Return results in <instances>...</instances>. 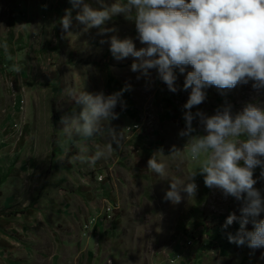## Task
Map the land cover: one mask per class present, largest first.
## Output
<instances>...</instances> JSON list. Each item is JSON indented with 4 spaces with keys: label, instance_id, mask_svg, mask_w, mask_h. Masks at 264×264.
Segmentation results:
<instances>
[{
    "label": "rangeland",
    "instance_id": "rangeland-1",
    "mask_svg": "<svg viewBox=\"0 0 264 264\" xmlns=\"http://www.w3.org/2000/svg\"><path fill=\"white\" fill-rule=\"evenodd\" d=\"M68 7L67 0H0V234L7 232L17 238L23 254L34 249L35 263H48L54 252L60 257L63 239L57 225L62 228L71 222L74 227L75 223L62 215L69 211L64 209L66 198L74 188L56 182L72 179L82 194V198L69 196L74 210L70 214L75 212L78 222L73 241L77 252L71 249L70 254L78 264H169L180 252L183 255L176 264H264L260 258L264 249L251 250L227 241L225 232H235V221L227 229L221 228L230 211L239 215V201L206 187L197 174L195 196L173 204L162 199L167 178L146 166L158 150L165 155H155L164 161L169 174H187L198 166L186 147L182 161L167 156L172 145L182 148L185 142L177 132L183 127L181 106L187 91L178 88L173 93L158 79L150 86L143 77L137 80L129 69L132 58L114 60L107 43H99L101 37L94 27L85 30L73 19L69 30L63 31L59 18ZM106 26H115L118 36L131 37L136 47L142 46L135 39L132 22L117 15ZM13 65H19L20 70L15 71ZM64 77L75 79L72 89L82 86L92 93L102 90L108 94L125 83L131 85L122 94L126 107L121 110L118 105L115 111L119 116L109 122L115 140L106 133L84 138L88 151L83 158H79L81 138L66 136L60 122L73 108L79 110L65 94L70 85ZM60 79L63 82L58 83ZM182 82L178 73L176 83ZM225 102L235 112L245 102H264V89H252L251 82L238 83L222 93L209 87L206 99L190 110L212 114ZM192 123L202 134V126L195 119ZM135 124L138 128H133ZM109 142L111 150L102 158H88L97 146ZM99 175L105 179H97ZM258 175L259 167L253 171L254 177ZM253 187L264 197V182L257 179ZM83 197L94 208L99 207V214L103 206L100 216L110 215L105 203L109 200L115 207L112 219L102 227L94 228V224L83 229L90 219L83 222L88 214ZM28 208L34 213L31 217L23 214ZM95 212L92 207L91 213ZM29 223L34 225L28 227ZM245 227L250 229L251 224ZM16 258L23 259L20 255Z\"/></svg>",
    "mask_w": 264,
    "mask_h": 264
},
{
    "label": "clouds",
    "instance_id": "clouds-1",
    "mask_svg": "<svg viewBox=\"0 0 264 264\" xmlns=\"http://www.w3.org/2000/svg\"><path fill=\"white\" fill-rule=\"evenodd\" d=\"M70 7L59 18L61 29L67 32L73 19L84 29L96 28L100 44L107 43L116 61L131 57L130 71L136 79L144 78L146 85L153 79L163 82L167 90L187 91L182 104L183 127L177 135L185 138L182 148L170 147L167 156L183 160L182 149L197 167L187 174H169L161 156L154 152L146 161L147 168L162 178L168 187L162 199L173 204L182 198H193L199 174L208 188H217L225 197L239 201V215L229 212L221 224L227 229L235 221V232H225L229 243L244 245L251 250L264 249V197L253 187L257 179L264 182V102H245L232 111L230 103L216 107L212 114L190 109L206 99V89L218 92L251 82L254 90L264 89V0H67ZM121 16L134 25L136 47L131 37H120L115 26H106L114 16ZM108 33L105 37L104 34ZM6 50V45L3 46ZM190 70H186L189 68ZM19 71V65H13ZM154 72V76H153ZM182 84L177 85V74ZM131 85L105 94L65 89V94L79 106L60 117L62 130L69 138L80 137V157L88 151L84 138L106 133L115 140L109 122L116 119L122 98ZM202 126L196 132L193 120ZM112 143L97 146L88 157L102 158ZM259 167L258 177L253 171ZM182 194L184 196L182 197ZM259 218L257 219V217ZM251 224V228H246ZM264 259V251L260 253Z\"/></svg>",
    "mask_w": 264,
    "mask_h": 264
},
{
    "label": "crops",
    "instance_id": "crops-1",
    "mask_svg": "<svg viewBox=\"0 0 264 264\" xmlns=\"http://www.w3.org/2000/svg\"><path fill=\"white\" fill-rule=\"evenodd\" d=\"M70 74V73H69ZM70 77V75H69ZM68 79L66 77H64V82H66L65 80ZM61 79L60 81H58V83L60 82H63ZM68 82H69V87L71 88H74L76 86V81L75 79H68ZM68 104H71V103H68ZM72 104H75V103H72ZM1 173H4L3 171H1ZM61 180V181H60ZM56 182V184H59L61 182L62 185H67L68 187H73V191L69 194L70 195H78L80 198H82V194L78 193L77 192V184L74 180H70L69 182L65 181L66 179H60ZM99 183V182H98ZM104 188H106V183H100ZM110 191V190H109ZM69 196L66 198L67 199V203H66V208L64 209H68L69 211H64L66 213H62V215H67L68 216V220H71L73 221L74 223V227L71 225V222H66V225L64 227H60V225H57L58 226V229L60 230H57L56 228L53 227V229H55V231L57 230L60 235H61V240H62V243H60V250H59V255L60 257H58L56 255V253L54 252L51 257L47 260L48 263L46 264H78L77 261H76V258L75 256H72L70 254V250L73 249L77 252V245L76 243H74V239H77L75 238V236L77 235L78 233V222H77V216H76V213L73 212L72 215L70 214V211H74L73 210V202L70 200ZM83 201V207L84 209L87 211L86 213L87 216L86 218L83 220V222L86 220H88L89 218H91L92 216H96L97 214H99V211H97L99 209L98 208H94V205L93 203H91V201H87L85 200V198L83 197L82 199ZM91 207V211H92V207L93 209H95V213H91V211L89 210ZM33 208V207H31ZM104 208L102 206L101 208V213L99 215H101L102 213H104ZM23 214L26 216H29L31 217L34 213L33 211L30 210V208H28L25 212H23ZM8 219V218H7ZM6 219V221H7ZM22 219L26 220L25 217H23ZM31 219V218H29ZM2 220H5L4 218L1 219ZM28 220V219H27ZM3 222V221H2ZM51 222V221H50ZM45 227L47 229L50 230V225L49 223H46L45 222ZM82 222H81V225H79V229L82 227ZM34 224L33 223H29L28 224V227H32ZM42 228V226H40ZM40 228V229H41ZM52 228V227H51ZM94 228H98V227H94ZM26 230H29V228H24ZM97 230V229H96ZM2 233V232H1ZM11 239V240H9ZM19 240L15 237H12V236H9V234H7V232H5L4 234H0V264H38V263H35L34 261H32V258H33V255H35V251L34 249H30L29 252H26L23 254L22 251H20V247L18 246V242ZM57 246V243H53ZM80 244V243H79ZM15 252L16 255H20L21 256V259L22 260H19L18 258L16 259H13L16 255H15ZM68 255V256H67ZM93 256V255H92ZM69 258L68 260L66 259ZM44 260L40 261L39 264H44Z\"/></svg>",
    "mask_w": 264,
    "mask_h": 264
},
{
    "label": "built area",
    "instance_id": "built-area-1",
    "mask_svg": "<svg viewBox=\"0 0 264 264\" xmlns=\"http://www.w3.org/2000/svg\"><path fill=\"white\" fill-rule=\"evenodd\" d=\"M19 102V101H18ZM133 128H138V124H135ZM105 177L99 175L97 179L103 180ZM105 203L107 206H110V215L109 216H100L97 214L96 216L91 217L86 223L83 225V229H90L92 225L95 224L97 227H102L103 223H105L106 220H111L113 217V210H114V205L109 201L105 199ZM182 253H178V259L177 260H171L169 264H176L181 258H182Z\"/></svg>",
    "mask_w": 264,
    "mask_h": 264
}]
</instances>
